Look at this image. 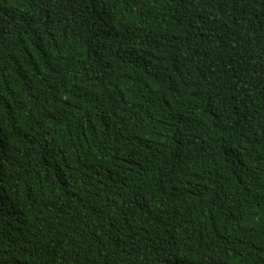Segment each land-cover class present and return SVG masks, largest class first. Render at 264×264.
Masks as SVG:
<instances>
[{"label":"trees","instance_id":"16d2710c","mask_svg":"<svg viewBox=\"0 0 264 264\" xmlns=\"http://www.w3.org/2000/svg\"><path fill=\"white\" fill-rule=\"evenodd\" d=\"M0 264H264V0H0Z\"/></svg>","mask_w":264,"mask_h":264}]
</instances>
